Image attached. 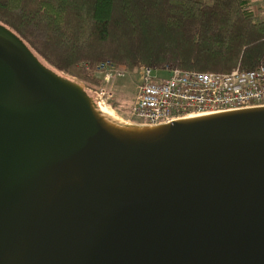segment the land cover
Instances as JSON below:
<instances>
[{"label":"water","instance_id":"95a60500","mask_svg":"<svg viewBox=\"0 0 264 264\" xmlns=\"http://www.w3.org/2000/svg\"><path fill=\"white\" fill-rule=\"evenodd\" d=\"M0 264H264V105L126 122L0 23Z\"/></svg>","mask_w":264,"mask_h":264},{"label":"trees","instance_id":"16d2710c","mask_svg":"<svg viewBox=\"0 0 264 264\" xmlns=\"http://www.w3.org/2000/svg\"><path fill=\"white\" fill-rule=\"evenodd\" d=\"M0 23L58 73L93 86L106 60L130 73L227 72L264 55V3L252 0H0Z\"/></svg>","mask_w":264,"mask_h":264},{"label":"built area","instance_id":"2783aa9c","mask_svg":"<svg viewBox=\"0 0 264 264\" xmlns=\"http://www.w3.org/2000/svg\"><path fill=\"white\" fill-rule=\"evenodd\" d=\"M96 67L105 85L88 93L99 107L130 123L158 125L182 117L264 105V55L251 70L239 65L227 72L143 66L138 69L140 80L133 104L124 116L114 109L111 86L124 70L108 60Z\"/></svg>","mask_w":264,"mask_h":264},{"label":"rangeland","instance_id":"374dc122","mask_svg":"<svg viewBox=\"0 0 264 264\" xmlns=\"http://www.w3.org/2000/svg\"><path fill=\"white\" fill-rule=\"evenodd\" d=\"M254 3H264V0H253ZM88 65V68H87ZM80 66L84 67V69L89 70L90 65L86 62L80 63ZM93 73L96 77L99 78L100 83L96 86L89 85L86 81L83 79L68 74V73H63L61 74L69 77V78H76L79 79L81 82L84 83L85 87L87 90L94 89L98 86H103L105 85L104 81L102 80L100 74L97 72V67L94 68ZM163 76L166 75V73H161ZM140 80V74L138 70H135L133 72H125L121 76H117L111 83V86L113 90L115 91V96L112 99V104L114 101H117L119 103V106L115 107L114 104V109L116 113H118L119 116H124L123 112H126L129 110L130 106L133 104L134 97L136 95V86L139 84Z\"/></svg>","mask_w":264,"mask_h":264},{"label":"bare ground","instance_id":"6f19581e","mask_svg":"<svg viewBox=\"0 0 264 264\" xmlns=\"http://www.w3.org/2000/svg\"><path fill=\"white\" fill-rule=\"evenodd\" d=\"M100 108H101V110H102L103 112H105V113H107V114H110V115H112V116H116V115H114V113H113L111 110H109L108 108H106V107H104V106H101ZM116 117H117V116H116Z\"/></svg>","mask_w":264,"mask_h":264},{"label":"crops","instance_id":"0c3cea01","mask_svg":"<svg viewBox=\"0 0 264 264\" xmlns=\"http://www.w3.org/2000/svg\"><path fill=\"white\" fill-rule=\"evenodd\" d=\"M253 1V0H252Z\"/></svg>","mask_w":264,"mask_h":264}]
</instances>
